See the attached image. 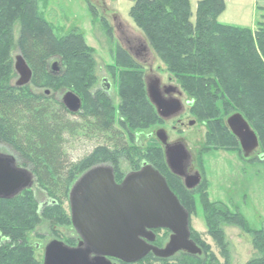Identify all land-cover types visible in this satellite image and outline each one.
Segmentation results:
<instances>
[{"label":"trees","instance_id":"16d2710c","mask_svg":"<svg viewBox=\"0 0 264 264\" xmlns=\"http://www.w3.org/2000/svg\"><path fill=\"white\" fill-rule=\"evenodd\" d=\"M225 8V0H203L193 22L190 0H136L130 17L167 71L195 99L191 108L198 117L216 114L211 105L221 102L227 114L243 115L257 134L264 153V23L259 22L256 30L223 25L219 18ZM16 48L31 67L32 83L38 88L70 83L78 90L89 78L84 86L85 113L73 114L55 96L36 94L29 86L13 85L9 79L13 64L7 58ZM92 53L83 35L71 33L60 37L55 33L40 11V0H0V147L9 150L19 166L30 170L48 196L59 199L60 203L45 210L46 220L53 221L54 214H61L60 207L69 200L72 186L88 170L111 165L119 174L122 160L137 164L134 132L159 120L145 90L143 74L137 71L121 76V104L116 120L109 96L102 90L88 91L95 69ZM54 59L69 62L71 68L64 75L50 77L48 64ZM123 60L132 62L125 53ZM220 121L217 118L216 125L220 124V134L227 136V147H240L237 138ZM81 135L95 137L102 143L75 164L67 153V145L70 139ZM215 137L214 132L212 139ZM166 177L171 190L188 209L181 195L189 192L169 171ZM23 193L22 203L26 202L28 208L33 206L26 215L30 214L28 217L35 221V201L26 196L31 192ZM5 203L10 200H0V264H30L33 259H29L26 225L1 216ZM224 217L227 222L247 229L256 249L262 252L261 259L248 264H264V231H249L241 214L227 213ZM210 233L219 240L229 260L224 232L212 227ZM191 234L197 238L195 233ZM182 254L188 260L201 258Z\"/></svg>","mask_w":264,"mask_h":264},{"label":"rangeland","instance_id":"374dc122","mask_svg":"<svg viewBox=\"0 0 264 264\" xmlns=\"http://www.w3.org/2000/svg\"><path fill=\"white\" fill-rule=\"evenodd\" d=\"M190 1L192 21L195 22L199 0ZM225 2V12L219 18L221 24L256 30L259 22L264 23L263 1H259L257 6L256 0H225ZM135 4L136 1L130 0H40V11L54 27L58 36L78 33L85 37L93 51L95 62L93 83L90 84L88 91L94 93L101 88L104 78L109 80L111 86L109 98L116 110V120L121 104L119 90L121 76L125 73L130 71L142 73L146 91V79L155 78L161 80L162 85H171L183 93L184 110L180 114L170 119L159 117V120L148 128L134 132L133 145L137 148L136 159L139 161L136 162L137 164L122 161L119 169L123 175L121 180L129 173L141 170L145 164L158 168L166 176L170 168L166 161L165 147L157 139L156 134L164 131L169 143L183 142L191 154V168L198 171L203 179L199 189L181 195L190 214V230L197 235V238L192 240L201 248L203 254L197 261L188 260L179 253L167 262L151 256L137 264H248L250 261L261 259L263 254L256 249L247 229L243 230L227 222L224 215L241 214L249 231H264V159L261 158L264 156L263 148L259 142L260 146L254 155L245 159L241 146L227 147L228 138L220 134L218 130L220 124L216 125V119H222L221 125L230 131L227 120L235 113L227 114L221 102L212 103L214 107L211 105L216 114L198 117L199 115L188 104L195 99L183 91L179 80L167 71L146 36L130 17V11ZM14 36L16 41L18 26L15 27ZM127 41L132 42V46L137 49L143 47L146 50L140 55L129 54ZM124 53L132 62L123 60ZM19 55L21 54L16 48L7 58L13 64V73L9 77L13 85H16L20 79L15 71L16 58ZM69 68H71L69 62L54 59L48 64V74L50 77L61 76ZM88 83L89 78L83 85L86 87ZM28 86L30 91L36 94L55 96L59 100H62L66 93L73 92L81 98L83 105L80 112L85 113L87 91L84 86L78 90L70 83L60 87L45 84L38 88L31 82ZM214 132L216 137L212 139ZM101 143L95 137L81 135L69 140L67 153L72 163L77 164ZM0 153L12 156L6 148L0 147ZM26 191L31 192L26 195L28 199L35 201L37 219L31 220L28 217L30 214L26 215L33 206L28 208L26 202L22 203L24 193L10 200V203H5L1 216L11 218L15 224L23 222L22 226L26 225L24 227L27 231L26 242L30 248L29 259H33L30 264L44 263V247L53 240L74 239L65 243L76 247L75 240L79 235L72 226L69 200L62 203L61 214L53 215L55 220H46L45 210L51 209L55 203H60L59 199L48 196L36 181L33 187ZM38 219L42 220L38 221ZM212 227L214 230L220 229L224 232L228 243L229 260L225 258L226 253L221 249L219 240L210 233ZM156 236L155 246L165 248L171 233L158 230ZM111 261L113 264H123L119 261Z\"/></svg>","mask_w":264,"mask_h":264},{"label":"water","instance_id":"95a60500","mask_svg":"<svg viewBox=\"0 0 264 264\" xmlns=\"http://www.w3.org/2000/svg\"><path fill=\"white\" fill-rule=\"evenodd\" d=\"M15 71L20 76L18 88L32 82L33 71L22 55L16 58ZM104 83L109 85L107 80ZM165 89L166 94L177 92L175 87ZM147 94L162 119L183 111L179 99L169 101L163 97L159 79L147 84ZM62 102L73 114L82 109L81 98L73 92L66 93ZM227 126L238 139L245 159L251 158L260 144L250 124L236 113L227 120ZM158 138L166 147L171 172L185 178L189 190L196 188L200 184L199 176L186 175L189 155L185 147L166 145L164 131L158 133ZM34 181L33 174L19 167L13 156L0 153V200L14 199L31 189ZM69 204L72 226L81 238L79 245L72 248L59 240L49 242L44 247L43 264H113L111 260L137 264L150 255L159 260L173 259L179 253L202 255L201 248L191 238L189 212L166 178L151 165L145 164L141 170L129 173L121 184L116 182L112 166H96L75 182ZM157 230L171 233L165 248L153 245Z\"/></svg>","mask_w":264,"mask_h":264},{"label":"flooded vegetation","instance_id":"af4514ba","mask_svg":"<svg viewBox=\"0 0 264 264\" xmlns=\"http://www.w3.org/2000/svg\"><path fill=\"white\" fill-rule=\"evenodd\" d=\"M127 43V45L129 46V54H131V53H135L136 55H140L141 54V52L142 51H144V50H146L145 48H139V49H137V48H135V47H133L132 46V42H130V41H127L126 42ZM104 80H107L108 82H109V80L107 79V78H104L103 80H102V83H101V88L100 89H98V90H102L105 94H107L108 96H109V93H110V91H111V86H110V82H109V85L107 84H105L104 83ZM152 80H155V78L153 79V78H147L146 79V81H147V84L148 83H150ZM109 86V90H106V88ZM166 87H173V86H165V85H162V83H161V80H160V88H161V92H162V94H163V97L166 99V100H169V101H171V100H173V99H179L180 101H181V103H182V98H183V93L180 91V90H178L177 89V92H175V93H171V94H166L165 93V88ZM188 104L191 106V107H193L194 106V102H188ZM82 105H83V102H82ZM183 110H184V108H183ZM160 132V131H159ZM158 132V133H159ZM158 133L156 134V137H157V139H159L158 138ZM166 134V133H165ZM167 136V135H166ZM238 140V139H237ZM162 143V142H161ZM163 144V143H162ZM179 144H181V145H183L184 147H185V145L183 144V142H177V143H169L168 142V137H167V142H166V145H169V146H171V147H174V146H176V145H179ZM164 145V144H163ZM241 146V145H240ZM164 147H165V145H164ZM185 149H186V147H185ZM164 151H165V156H166V147L164 148ZM186 151H187V149H186ZM187 153H188V155H189V160H188V162H187V164H186V175L188 176V177H193V176H199V180H200V184L196 187V188H194L193 190H189L188 188H187V184H186V179L185 178H181V177H178V176H176V175H174L172 172H170L173 176H175L179 181H180V184H181V186H182V188H184L186 191H188V192H194V191H196L197 189H199L200 187H201V185L203 184V179H202V176H201V174L198 172V171H196L195 169H193V168H191V166H190V161H191V154L187 151ZM122 161H125V160H122ZM122 161L120 162V164L122 163ZM167 161V160H166ZM19 166V165H18ZM111 166V165H110ZM19 167H21V166H19ZM22 168V167H21ZM30 171V170H29ZM86 173V172H85ZM163 175V174H162ZM121 176H123L122 174H121V172H119V174H117V172L115 171V178H116V182L118 183V184H121L122 182H123V180L125 179V177H124V179L123 180H121ZM164 176V175H163ZM165 178H166V180H167V182H168V184H169V181H168V179H167V177L166 176H164ZM170 186V185H169ZM171 188V187H170ZM158 231V230H157ZM157 231H155V234H156V232ZM78 234V233H77ZM79 235V234H78ZM191 238H192V234H191ZM74 240V239H73ZM80 240H81V238H80V236H78V238H76V242H77V246L79 245V242H80ZM156 241H157V238H156ZM156 241L153 243V245L155 246V244H156ZM63 242V241H62ZM65 243V242H64ZM67 246H69L67 243H65ZM76 246V247H77ZM69 247H71V246H69ZM74 247V246H73ZM72 247V248H73ZM202 254H203V251H202ZM114 261H116V260H114ZM117 262V261H116Z\"/></svg>","mask_w":264,"mask_h":264},{"label":"crops","instance_id":"0c3cea01","mask_svg":"<svg viewBox=\"0 0 264 264\" xmlns=\"http://www.w3.org/2000/svg\"><path fill=\"white\" fill-rule=\"evenodd\" d=\"M200 1H203V0H199V2H198V4L200 3ZM259 1H263L264 2V0H256V6H257V4L259 3ZM256 9H257V7H256ZM222 16V15H221ZM220 16V17H221ZM219 22H220V20H219ZM223 25H226V24H223ZM256 25V24H255ZM230 26V25H229ZM253 29V28H252Z\"/></svg>","mask_w":264,"mask_h":264}]
</instances>
